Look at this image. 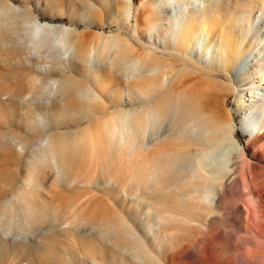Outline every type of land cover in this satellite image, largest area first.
Returning a JSON list of instances; mask_svg holds the SVG:
<instances>
[{"label": "bare ground", "instance_id": "bare-ground-1", "mask_svg": "<svg viewBox=\"0 0 264 264\" xmlns=\"http://www.w3.org/2000/svg\"><path fill=\"white\" fill-rule=\"evenodd\" d=\"M132 1L107 0L110 6L106 9L116 8L119 14L122 12L124 24L128 25L133 20V36L121 38L101 34L100 42L96 44L91 34L72 32L64 25L37 23L31 10H21L10 0H0V140L6 153H16V145L31 143L23 138L21 131L36 139L35 122L40 114L45 118L56 117L60 122L73 123V127L78 129L73 133H54L45 138L49 156L58 172L55 177H71L81 163L92 160L98 167L89 185L97 191L96 205L103 202L104 194L110 199L103 208H100L102 204L95 210H84V214L80 210L82 215L77 213L80 217H72L73 222L65 218L69 221L65 226H77L74 230L68 229L76 235L74 247L78 248L77 251L65 250L69 264H134L121 252H131L136 256L147 254L146 250L150 249L145 244L143 229L149 232L158 226L161 232L160 224L168 222L213 235L214 222L231 214L246 216L252 240L258 241L260 252H253L250 258L245 259V264H264L260 260L264 256L261 255V250H264V210L261 206L264 191L242 186L243 175L234 173L236 188L245 190L247 187L255 205L250 209L236 203L228 209L227 165L225 168L222 162V167L218 168L216 162H206L213 153L221 157L224 153H238L241 158L245 157V148L235 145L234 125L228 120V114L234 112L224 110L227 93L231 92L235 93V111L239 118L251 119L248 121L251 131L249 142L255 146V153H264V116L259 120L256 115L257 110L264 107V90L260 84L264 77V34L261 35L252 23L255 3L253 0H241L239 4L228 7L225 0H203L202 6H205L202 11L186 7L175 11L171 10L169 2L177 0H156L150 11L141 17L132 12ZM181 1L193 4L196 0ZM244 1L249 3L247 7H243ZM213 4L222 6L220 12L232 13L238 19L229 21L230 32L225 40L218 34L211 39L208 33H205L208 39L204 40L195 31V24L190 28L181 25L183 19L189 21L193 18L206 23L212 15L210 12H214ZM239 5L241 8L237 9ZM196 14L198 17H194ZM199 30L204 33L205 27ZM54 33L68 39L75 63L68 70L38 71L32 52L36 44H44L47 50L58 52V48L48 43L49 35ZM135 35L137 39H134ZM141 38L146 42L141 44ZM245 40L250 41L247 48L243 46ZM91 45L100 48L96 52L98 62L91 59L92 49L90 52L88 49ZM193 53L206 59L204 68L198 65V59L192 58ZM228 73L231 75L229 78L225 76ZM206 78H212L211 84H214L213 78L217 80L216 92L191 90L192 83ZM54 92L61 94L62 105L51 107L47 113L44 102L38 105L36 98L51 96ZM256 118L260 122L252 120ZM12 120H17L29 130L22 129L17 126V121L16 125ZM240 127L244 128L241 122ZM96 149L104 153L99 156ZM9 157L16 159L18 155ZM48 168L49 163L45 162L36 170L44 172ZM143 170L146 174L142 172L140 175ZM1 171L0 178H4ZM87 177L84 181L90 183ZM215 184L219 185L216 192ZM42 188L40 182L31 185L28 182V191L24 190L27 195H35L38 199ZM7 192L0 189V201L7 197ZM24 195L26 198V193ZM208 196H211L209 201ZM128 197L132 198L131 207L125 209L123 206ZM36 201L29 200L28 208L27 202L23 201L26 210L16 200L6 202V206L5 203L0 204V219L21 218L26 222L27 231L35 232L40 226L38 220L48 219L47 211L41 209ZM144 211L154 214V219L147 215L140 220L139 216ZM176 218L182 220L175 224ZM204 221H209L207 226L198 224ZM189 223H195L196 227H190ZM51 224L52 221L49 226ZM97 235H101L103 241ZM55 237L58 238L57 235ZM212 239L193 244L203 260L212 259ZM47 242L49 244L29 264H68L62 258L64 255L55 251V241L48 239ZM216 242L218 248L223 246L221 241ZM38 249L24 248L15 251V256L29 258ZM8 252L1 250V255ZM191 252L187 249L183 253Z\"/></svg>", "mask_w": 264, "mask_h": 264}, {"label": "rangeland", "instance_id": "rangeland-1", "mask_svg": "<svg viewBox=\"0 0 264 264\" xmlns=\"http://www.w3.org/2000/svg\"><path fill=\"white\" fill-rule=\"evenodd\" d=\"M197 1L198 0H196L195 3L193 4H190L189 2L183 3L181 0H177V2L175 1L169 2V4L171 10H175V11H177L179 8L182 7H186L187 9H193L194 11H202L205 4L204 6H202L203 0H199L198 2ZM225 1L228 7H231L236 3L239 4L241 2V0H225ZM10 2L13 3L14 7L20 8L21 10L23 9L31 10L33 13V17L38 20L37 23L46 22L54 25L57 24L64 25L68 29L70 28L72 32H79L80 34H89V35L91 34L90 36L96 42V44L100 42L99 38L101 34L104 36H118L121 38H126V37L128 38V36L129 37L133 36L134 21L132 20L131 23H128L129 26L127 24H124L123 22L124 20H122V16H121L122 12H120L119 14V12L115 10L116 8H112L111 10L106 9V7L110 6V3H108L107 0H10ZM155 2L156 0H133L132 12H137L138 15L142 17L145 15V13L148 10L150 11L152 4H155ZM246 2L247 1H244L243 7H247L246 4H249ZM253 2L255 3V6L253 4L254 6L253 13L251 15L252 23L255 24V27L257 30H259V33L263 35L264 34V0H253ZM111 5H113V2H111ZM212 6L214 8V12H210L212 13V15L207 20L206 23H200L199 20L193 18L191 20L189 19V21L183 19L181 21V25L190 28L192 24H195V26L198 28V29L195 28V31L201 34L204 40L208 39L205 33H208L211 39L215 38L214 36L218 34L219 38L225 40V37H227V35L230 32L229 26H231V23L229 21L230 20L235 21L238 19L232 13H229L228 15V13L220 12L222 11V6H216L214 4ZM241 6L239 5L236 8L239 9L241 8ZM194 17H198V14L194 15ZM257 19L259 21H257ZM141 20L143 22V18ZM202 26L205 27L204 33H201L199 30V28H201ZM135 38L136 35L134 36V39ZM235 38L238 37L236 36ZM140 40L141 41L139 42L140 43L142 42L141 44H143V42H146L144 38L143 39L141 38ZM154 41L156 40L154 39ZM48 43L50 44L49 46L51 47L55 46L56 48L59 49V51L55 52L53 50H47L44 44L43 45L36 44V48L32 52L33 56L37 61L36 70L39 71L40 69L48 70V69H56V68L67 69V70L71 69L73 64L75 63V60L71 52L72 48L68 43V39H66V37L64 36H59L54 33L49 35ZM249 44L250 41L245 40L243 46L247 48ZM88 49L89 52L92 49L90 52L91 59L95 58L98 62L99 57L96 56L98 55V53L96 52H98V49L100 48L97 47L96 45H91ZM240 52L241 50H239V53ZM192 58L194 60L198 59L199 60L198 65L201 68H204L206 64L205 58L203 57L198 58L197 53H193ZM42 59H44L45 61H42ZM225 76L229 78V76L231 75L230 73H228ZM209 79L210 81H208ZM231 80L234 81L232 78ZM215 81L217 82V80L213 78L214 84H211L212 78L201 79L199 82L195 81L194 83H192L190 85L191 86L190 88L191 90L196 92L202 91L203 93L206 92L209 93L212 92L213 90L216 92L218 90V87H216ZM260 84H261V88H263L264 90V77L260 81ZM247 88H251V86H247ZM37 98L36 100L38 101L36 102L38 103L36 104L42 105L43 104L42 102H44V107H45L44 109L47 110L46 111L47 113L48 111H50L51 107H56V108L60 107L63 101L61 94L57 92H54L51 96L45 95ZM245 99L247 100L248 98L245 97ZM224 110L227 113L228 110L229 111L233 110L234 112L231 113V115L228 114V120L230 123L234 125L233 137L237 142V144L235 145L237 146L239 144L245 148L246 151V153H244L245 157L241 158L240 156H238V153H224L222 157L218 156L217 154L215 155V153H213L206 162H212L213 164L214 162H216L215 165L218 168H221L223 164L227 165L226 170L229 171L228 176L226 178L227 181L225 180V184L229 188V195L226 198L227 208L230 209L232 208V206H234V204L237 203L238 205L242 204L252 209V207L255 205V201L252 195H250L249 190H246L247 187L245 188V190L236 188L235 183L237 179L234 176L238 173L243 175L242 180L244 181H242L241 184L242 186L244 185V187L245 186L256 187L257 190L264 191V153H255V146L249 142L251 138L250 137L251 131H250V127L248 126L249 125L248 121H251V119L241 120L239 118V114L236 113L235 111L236 110L235 93L233 94L232 92L227 93V104L226 106H224ZM257 112L258 114L256 115L258 116L259 120H261V118L264 116V107L258 109ZM43 115L44 114L42 115L40 114L39 119H37L36 120L37 122H35L36 130L38 131V135L36 139L35 137L34 138L28 137L25 132L21 131L23 138L25 137L24 139L30 140L31 143L29 142L30 144H28L26 143L27 141L25 140L24 142L28 145L25 144H19L18 146L16 145L15 146L16 149L14 148V151L16 153H6L7 150L5 149L2 143V139L0 140L1 143L0 152H2L0 153V162L1 164L3 163L2 165L0 164V169H2V171L1 170L0 171L1 173H3L2 175L4 176V178L2 176H1L2 179L0 178V189L8 191L7 197L2 199L0 201V204L4 205L5 203L6 206L8 201L16 200L19 203L20 207L26 210L29 207L28 206L29 200L30 201L40 200L36 202L40 204L41 209H45L47 211V215H48L47 220L44 219L38 220L40 226H38L35 232L33 231L28 232L25 226L26 222L22 221L23 219L21 218H14L10 220L0 219V264H29L31 260H33L34 262L35 261L34 258H36L37 254H40L42 250L49 244L48 242L46 243L48 239H53L55 241V244L57 245H55L54 249L56 252L59 251L58 253L62 255H64L65 250L67 248L74 249L75 251H77L78 248L74 247V240L76 238V235L69 232L68 230L69 228L74 230V228H76L77 226L74 224H72V226L70 225L65 226V225L71 220H72L71 222L75 221L73 220V218L74 219L79 218L82 215L81 213L84 214L89 210H95L96 207L102 206V204L103 206L100 208H103L105 204L109 202L110 199L109 195L104 194V197H102L103 202L102 203L98 202V205H96L97 204L96 199L99 198L98 194L96 195L95 194L96 190L94 191V189H91L89 185L92 184L93 177L95 176L98 167L97 164L92 160H88V162L86 161L84 163H81L77 171L71 177L70 176H65L63 178H60V176L55 177L58 172L55 170L54 162H52L49 156V148H48L49 146L47 145V141L45 138L46 136H49L54 133H73L78 129L73 127L74 126L73 123L60 122V120L56 117L45 118ZM252 120L254 122H260L257 118ZM16 121L12 120V122H14V124L17 125L20 122L19 118H18L19 122L17 121L18 123H16ZM240 122L241 124L243 123L244 125L243 129L242 127H240ZM17 126L21 127L22 129L29 130L28 128H25L24 125L21 123H19ZM46 150H48V152ZM96 150L97 151L95 153L97 152L100 153L99 156H101L102 153H104V151L101 149L99 150L96 149ZM13 154H17L18 157L16 159H12V158L10 159L9 155L11 156ZM6 156L9 159H7ZM4 158L6 159V161ZM101 158L103 159V156ZM45 162L49 163V168L45 169L44 172L42 171V169L38 170L40 168V165H43ZM3 165L4 167H2ZM219 165L221 166L219 167ZM36 168L38 169L36 170ZM144 171L145 170L140 171L139 174L141 175L142 172L146 174V171L145 172ZM234 173L235 175H233ZM85 177L90 179V183L84 181ZM28 182L29 185L37 182L42 183L43 188L40 191V195H38L39 197H37L38 199H36L35 195H30V196L29 194L27 195V192L25 190H27ZM22 188L23 190L25 188V190L19 191V189ZM218 188L219 185L215 184L214 192H216ZM19 192H21L22 194ZM25 193H26V198L24 195ZM262 193H263V197L261 199V203H262L261 206L264 210V192ZM15 195L17 198L14 199ZM210 197L211 196H208L207 199L208 201L210 200ZM131 200H132L131 197L126 198V205H124L123 208L127 209L128 207H131L130 204ZM23 201L27 202V203L25 202L27 208L26 207L24 208V206L26 205ZM43 201L45 202L42 203ZM47 201L48 203H46ZM23 203L24 205H22ZM107 206L111 207L110 204H108ZM80 210L81 213H79ZM77 213H79L78 215L80 216H77ZM75 214L76 216H74ZM147 215L151 216L152 217L151 219H154L155 217V215L152 214L151 212L147 213L146 211H144L139 216L140 220H144ZM55 216L58 218H56ZM65 218L69 221H67ZM19 219L22 221V223ZM56 220L57 222H55ZM181 220H182L181 218H176L174 220L176 221L175 224H177V222ZM46 221L49 222L46 223ZM51 221L52 224L49 226ZM208 222L209 221L206 222L204 221L203 223L198 222V224H200L201 226H207ZM214 223H215L214 225L215 228L213 230L214 231L213 235H209V234L206 235L205 233L203 234L202 230H195L192 228L188 229V228L180 227L177 224L179 226L178 227L177 225L168 222H163L160 224L161 232L158 231L159 228L158 226L151 228L149 232L145 231L144 229L142 230L145 244L150 249V250H146L147 254L136 256L134 253L132 254L131 252H126V251H122L121 253L125 256H129L134 264H245V259L250 258L253 252H257V251L260 252L257 243L258 241L255 239L252 240V234H251L252 230L248 228V219L246 218V216L240 214L238 215L231 214L222 220H216ZM53 224L54 226L56 225L57 227L56 226L54 227ZM59 224H61L62 226H59ZM189 224L190 227H196L195 223H189ZM51 227L52 228L54 227L55 230L54 228L52 229ZM58 227H60L61 230L58 229ZM19 228L20 230H18ZM65 228L66 230H64ZM54 234L55 236L57 235L58 238H56ZM44 237L46 241L45 239H43ZM54 237L56 239H54ZM97 237L102 241L104 239L101 235H97ZM210 237H213L212 245L214 248L211 252L212 259L210 261H207V260H203L199 252L196 253L198 250L194 249L193 247L194 245L200 244V241H202L203 239L204 240L207 239L205 240V242H207ZM249 240L252 241L249 242ZM216 241H221L223 246L221 248H218ZM183 245L185 248L182 247ZM180 246L184 249L183 250L184 253L185 251H187V249H191L192 251L191 254L192 253L193 254L192 255L184 254L181 251L182 248H180ZM31 247L37 249L39 248L37 253H32L31 257L17 258L15 256V251L22 250L24 248H31ZM80 248H82V245H80ZM1 250H7L9 252L8 254L1 255ZM178 251H180V254H177ZM263 251L264 250H261V255L262 254L264 255ZM75 254L77 256L79 255L77 253ZM64 257L62 258L65 261V263L67 262L69 264L70 263L69 257L65 255ZM79 258L81 259L82 257L79 256ZM260 260L264 261V256H262ZM89 262L91 263V261Z\"/></svg>", "mask_w": 264, "mask_h": 264}]
</instances>
